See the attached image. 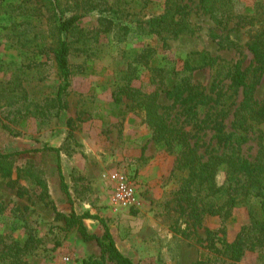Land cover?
<instances>
[{
    "label": "rangeland",
    "instance_id": "obj_1",
    "mask_svg": "<svg viewBox=\"0 0 264 264\" xmlns=\"http://www.w3.org/2000/svg\"><path fill=\"white\" fill-rule=\"evenodd\" d=\"M183 1L196 29L166 40L154 34L122 38L106 33L97 14H83L70 36V86L61 110L51 101L60 78L53 59L54 17L47 3H0V235L7 242L30 236L35 240L23 264H115L102 256L95 240L82 239L76 226L65 230V221L57 214L71 211L105 220L116 247L133 264H264V248L245 249L236 259L230 247L249 224L250 212L258 211L259 200L238 204L226 219L211 215V198L205 191H185L182 174H171L174 154L151 138L142 115L125 107L128 100L119 89L129 85L150 92L154 86L149 67L160 64L181 71L197 54L206 55L207 65L193 71L192 80L207 90L225 78L228 64H252L247 43L253 29L247 22L263 17L264 0H232L234 15L226 26L205 14L198 0ZM118 2L136 17L164 8V0ZM147 48L154 49L149 67L137 62ZM160 95L164 106L171 103ZM254 96L264 98V74ZM119 97L122 103L116 101ZM240 98L241 91L236 102ZM230 120L224 122L227 131ZM204 133L200 152L215 142L213 132L205 130L199 136ZM255 138L249 135L242 145L249 158L257 151ZM58 163L68 195L61 186ZM116 173L132 182L134 205L112 202ZM215 181L217 186L224 184V172L219 171ZM83 223L89 233L103 236L98 220Z\"/></svg>",
    "mask_w": 264,
    "mask_h": 264
},
{
    "label": "trees",
    "instance_id": "obj_2",
    "mask_svg": "<svg viewBox=\"0 0 264 264\" xmlns=\"http://www.w3.org/2000/svg\"><path fill=\"white\" fill-rule=\"evenodd\" d=\"M4 1L6 0H0V3ZM44 2L54 17L56 45L53 59L60 84L51 101L53 107L60 110L66 107L64 97L70 86V36H73L77 22L83 14H97L103 32H114L122 38L136 33L154 34L161 40H166L192 34L196 29L188 17V6L183 0H164L161 13L137 17L129 13L128 8L120 5L118 0H75L73 4L63 0ZM198 3L201 10L218 26H226L233 18L232 0H198ZM248 23L253 29L247 43L253 56L252 64L247 67H242L240 61L228 64L225 78L217 81L211 89L207 90L201 84L195 83L191 76L193 71L207 65L205 54L188 58L181 71L176 72L174 68L169 70L160 64L149 67V57L154 52L152 48L143 50L137 62L149 67L150 84L154 86V90L146 92L129 85L119 88L125 92L128 100L125 107L142 115V121L150 130L151 138L165 151L174 154L171 174H182L180 180L182 187L186 188L185 191H205V197L211 198L208 201L211 215L226 219L231 209L238 204L247 205L251 198L259 200L258 211L250 212L249 224L241 228L230 246L231 257L236 259L245 249L264 248V129L258 128L264 125V98L257 100L254 96L264 74V15L261 19L250 18ZM229 44L234 45L231 42ZM125 80L129 83L130 78L126 76ZM225 80L228 81L227 84H223ZM216 88L218 90L212 94ZM239 91L241 98L236 102ZM160 94L171 100V103L164 106L160 102ZM116 101L123 102L121 97ZM229 117L231 130L227 131L224 122ZM205 130L213 132L211 138L215 142L212 146L208 144L200 152V141L206 133L201 136L199 133ZM249 135H256L255 139L258 141L256 154L252 158L242 152V145L249 140ZM44 149L57 154L59 152L56 148ZM58 171L63 191L68 195V187L59 163ZM219 171L224 172L225 182L217 186L215 177ZM57 216L64 219L65 230L76 226L82 239L95 240L102 256L106 255L109 261L115 264H133L118 250L108 224L99 216L89 212L78 215L74 211L68 215L58 213ZM84 219L98 220L103 228V236L89 233L83 223ZM34 242L31 236L22 242H7L0 235V262L23 264V257L34 249ZM93 264L99 262L94 261Z\"/></svg>",
    "mask_w": 264,
    "mask_h": 264
},
{
    "label": "built area",
    "instance_id": "obj_3",
    "mask_svg": "<svg viewBox=\"0 0 264 264\" xmlns=\"http://www.w3.org/2000/svg\"><path fill=\"white\" fill-rule=\"evenodd\" d=\"M112 202L118 206H131L136 203V193L132 182L123 173H116Z\"/></svg>",
    "mask_w": 264,
    "mask_h": 264
}]
</instances>
